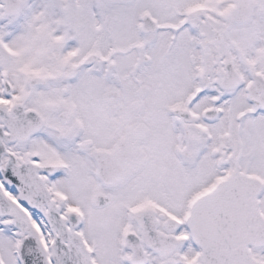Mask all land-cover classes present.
<instances>
[{
    "label": "snow or ice",
    "instance_id": "obj_1",
    "mask_svg": "<svg viewBox=\"0 0 264 264\" xmlns=\"http://www.w3.org/2000/svg\"><path fill=\"white\" fill-rule=\"evenodd\" d=\"M0 264H264V0H0Z\"/></svg>",
    "mask_w": 264,
    "mask_h": 264
}]
</instances>
